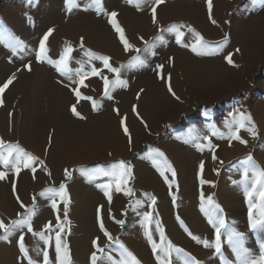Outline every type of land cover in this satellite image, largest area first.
<instances>
[{"label": "rangeland", "instance_id": "374dc122", "mask_svg": "<svg viewBox=\"0 0 264 264\" xmlns=\"http://www.w3.org/2000/svg\"><path fill=\"white\" fill-rule=\"evenodd\" d=\"M63 1L64 12L61 14L64 16L70 14L73 8L71 11H68L67 0ZM1 2L2 0L0 4ZM118 2L126 6L125 19L123 20L119 17ZM108 3H111V5H108ZM10 4L15 5L13 0H11ZM22 5L24 8L27 7L25 1H23ZM101 7L102 12L91 7L90 0H76L74 10L78 8L81 10L79 12L80 14H92L94 17V20L91 22L93 27L97 26L99 15L106 14V18L109 22V15L112 12L117 13L115 18L116 22L123 29L125 39L133 48L143 50L147 45H151L159 37L162 38L165 43L153 49L156 53L163 48L168 50L171 46H175L178 51L190 55L194 60H212L210 64H203V67L207 68L206 70H197L199 77H203L205 78L204 81H207L206 85H208V87L215 83H222L232 78L233 75H238L240 78L242 77L246 85L239 86L234 93L227 94L225 98H220L219 101H209L211 103L201 102L198 104V102L192 100L189 96L185 86L187 84L185 80L191 83L189 75L192 74L193 70L186 67L183 71L178 69L175 58L174 60L172 59L173 62L175 61L173 63L167 59L160 62V57H156L158 61L154 65L148 63L147 67L137 71L121 70L120 78L125 80L127 84L129 82V77L132 75L141 77L152 75L161 82L165 79L164 84H166V92L170 101H172L177 108L184 106L185 111H187L176 121H167L166 123H162L161 121V130L159 133H156L154 137L160 134L166 138L163 141L162 139H155L154 142L146 143L143 150L138 151L137 154L139 155L137 160H142L149 149H154L163 153L164 159L171 165V170L175 172V181H172L170 172L165 171L162 177L160 175V170L154 167L151 162H148L151 164V168L153 167L152 169L155 168L154 172H156L163 188L162 194L158 195L154 191V193H151L152 191L141 189L139 194L143 195L140 199H135V196L132 194L126 196L123 191H120L118 192V198L113 197L111 203L107 202V207L103 206L101 210L94 207L93 213L96 220V229L100 231L99 234L89 233L82 236L78 235V237H72L71 234H67L68 236H64L67 233L66 230L62 234V237L65 238V242L68 245L71 264H92L91 257L94 254L99 257L96 264H125V262L126 264H131V261L125 256V250L135 257L138 264H157L160 253L158 252L154 255L153 244L157 245L158 248L161 246L167 248V245L171 244L174 248L182 250L181 253L173 252L166 258V260L171 261V264H236L239 263L240 258H238L237 253L234 251L233 243L229 240V234L231 232L238 233L242 238V242L246 237L249 238V241L255 248V260L258 261L262 251H264L260 248L261 243H264V229H253L251 227L249 220V202L246 197V192L250 189L251 181L254 178L252 173L255 169H252L250 165L241 163V161L251 156L258 169L264 171V136L256 121L258 112H264V65L261 66L260 63H256L255 65L248 53L249 51L251 53L254 42H259L260 40L264 41V34L261 35L262 31L264 32V6L253 3V0H211L210 13L208 0H165L163 4L156 8L155 24L153 23L150 3H146L140 11H137L135 7L125 3V0H110L107 2L102 0ZM210 15L211 19L209 18ZM130 17L136 20L138 17H141L144 20V24L141 25L143 29L141 32L135 33V36L131 34L129 30L128 25L130 23ZM212 21H215V23ZM181 24L185 25L186 28L190 27L193 29V31L199 34L209 45L214 46L218 42L226 40V47L223 53L217 56L195 55L190 50L192 43L195 41V37L192 33H188L186 28L180 31L185 33L183 42L188 46L181 47L178 45L175 42V35L170 33L168 29L170 26ZM109 25L116 41L120 43L117 51L109 52V54H102L96 50L93 51L94 54L98 56L109 57V63L113 68H121V65L128 64L137 53L132 51L126 53L117 32L110 23ZM149 25L151 27L147 30V26ZM152 28H155L156 31L152 35L148 34ZM48 30L53 33L51 35L53 36L55 28H48ZM48 30L46 34L49 32ZM1 31L2 33L4 32L0 29V32ZM247 39L251 41L254 40L250 49L243 46L244 41ZM61 46L64 48L71 46L74 52L80 47V45H76V43H68L66 46ZM31 48L33 47H29L28 49L32 53L34 50L36 53L39 50L37 53L39 56L40 48H38V46H36L35 49ZM256 48L262 49V46L257 45ZM237 50L239 51L237 52ZM36 53L35 58H38ZM228 54H232V63L235 64L236 67H232L226 63L225 57ZM10 59L5 58L8 64H13L14 61ZM214 59H218L219 64L213 62ZM21 62L23 63L22 65L20 64L22 66V71L31 72L33 70L30 60L26 62L21 60ZM37 64L48 66L46 62L38 60ZM254 65L255 68H253ZM157 66H162V72L159 74ZM92 67L97 70L103 69V71H101V77L107 76L110 81L116 79L112 73L104 69V65L100 61L94 60ZM250 71L254 72V77H249V74L244 73ZM182 74H185V76L182 77ZM160 76L163 78H159ZM60 77L63 76L60 75ZM88 79L90 82L89 86H87L89 93L97 100L102 98L101 101H108V103L112 105L114 103L113 99H115L114 91L111 93V95L114 94V96H112L113 98L104 99L103 80L96 76H92ZM86 81L87 79L84 80L85 85L87 84ZM141 82H143L142 78ZM195 84L198 86L197 89H202L206 86H201L202 81H197ZM169 86L175 98L173 94L169 93ZM52 87L57 89L54 85H52ZM181 87L182 92L179 94L178 92ZM77 88L78 84L76 83L75 87L73 86V88L67 89L70 97H73L76 101L77 98L74 92ZM127 88L129 87L127 86L123 88V90H127ZM118 89L122 88H117L115 92H118ZM217 91L218 89L214 91L216 95H218V93H216ZM79 92L81 96L88 97L85 92V87L79 88ZM126 92H128V90ZM226 92L227 91L223 92V94ZM94 97L92 101H97ZM196 100L198 99L196 98ZM83 102H86V108L81 110L80 104ZM102 105L103 104H99V108ZM75 109L78 115L81 111L83 114H86L87 111H93V106L88 100H80L77 105H75ZM70 113H72V111ZM71 115L73 116V114ZM81 115L82 114L79 116ZM137 115L140 119H137ZM241 115L250 116L253 123L256 124L255 138H252L248 131L240 130L238 132L239 139L245 141V143H240L239 140L236 139H230L232 130L237 127L235 121L238 120ZM136 119L139 122L143 120V125L147 124L142 111L137 112ZM145 127L148 129L147 125ZM185 129L194 131L193 133L200 131L202 132V136L198 140H188L184 136V134L187 133ZM149 130L151 131L152 129L149 128ZM151 133H153V130ZM165 143L181 145L186 147V149H193L192 152L195 151L198 146L201 148L204 147L202 150H197L199 151L198 154L200 157L198 165L196 167L191 166L189 171L190 177L188 183H190L188 186L189 190L192 192L191 200H189L188 195L182 194L183 184L185 183L180 182V173L173 165L172 161L167 159L169 155L163 146ZM213 155L216 157L215 162L213 161ZM121 161L130 165V161L127 159H122L120 162ZM201 164H203L202 171L200 168ZM245 171L249 173L247 181H245L243 176ZM22 173V170L19 176H15L12 173L14 180H18V177H20ZM131 177L127 179V183L131 181ZM165 178H167L168 183H165ZM201 181H204V183H201ZM170 184L171 187L169 186ZM191 184L192 186L190 188ZM18 187L19 185L16 186V190ZM123 189L126 190L130 188H128L126 184V188L123 187ZM201 194H203L204 203L201 201ZM223 194H232V197L238 198L236 204L237 208L235 209L236 211H241L238 220L233 221L230 217L226 205L222 202ZM166 196L169 198L170 206L168 210L166 209V211H163L161 205L163 197ZM173 197H175V202L173 201ZM209 197H211L212 202L222 210V218L225 223L219 241L221 249L219 254L215 251L217 225L214 222L210 223L209 217L202 211V208L208 207ZM67 199L70 203L68 194ZM153 199L155 200L154 204L152 203ZM253 200L255 202V206L253 207V220L258 222L261 218V213H264V205H261L256 200V197H253ZM55 202L62 203L59 198H57ZM188 202L190 205L192 203V206H189ZM137 204L139 205L138 207L136 206ZM25 206L30 208V205ZM22 210L17 218L26 216V213ZM100 213L103 215L101 216ZM220 215L221 213H218L217 217L219 218ZM51 216L52 220L44 224H35V219H33V222H31L34 223L32 229H39L38 227L41 225L44 229L47 226L53 227L57 223L55 222L57 216H59L60 221L65 220V216L61 212H51ZM146 216L150 218L147 221L145 220ZM99 217L101 219L105 217L103 219L104 221L100 220ZM164 217L165 219H163ZM169 218L180 232H175L172 228L170 229L167 223V220H170ZM100 221L103 223V231H101L100 228ZM0 222H3L6 227L8 226L7 222L2 220V218H0ZM129 227L134 228L137 233L124 234V230ZM157 227L162 231L163 239L157 231ZM57 231L58 230H56V232ZM56 232L53 234H44L46 238L51 237L48 246H45L38 238L31 237L30 234H27V229H24L21 233L24 236L25 247L29 249V259L33 261V264H42V253L44 251H48L49 253L50 264H55ZM105 232L112 238L111 244L109 243L108 237L104 235ZM148 233L151 234V241L148 239ZM21 234H15L9 237L6 242L0 241V244H2L0 247V264H28V260L20 253L18 247V238ZM0 235H2V233H0ZM128 236L133 237L134 249L129 245L130 239H128ZM197 241H199V243ZM205 243L210 245V247H205ZM97 248L103 249V251L98 252ZM183 253H187V256H184Z\"/></svg>", "mask_w": 264, "mask_h": 264}, {"label": "bare ground", "instance_id": "6f19581e", "mask_svg": "<svg viewBox=\"0 0 264 264\" xmlns=\"http://www.w3.org/2000/svg\"><path fill=\"white\" fill-rule=\"evenodd\" d=\"M23 1L27 3L25 8L22 5ZM107 1L110 0H105V2ZM10 3L11 0H2L0 4V29L4 31L3 33L0 32V86H3L9 79L15 78L3 95L0 96V100H2V106H0V141L6 145H18L25 152L36 157L38 161H42L43 166L40 163L32 164V167L36 169L35 173L29 168L23 169V173L18 177V180H14L12 173L9 172L7 180L0 181V218L5 220L7 224L10 221L23 219L25 216L17 218L22 210L17 203V197L24 205H30V208L33 207V198L35 197L37 214L33 217L35 219L34 223L44 224L51 221V212L64 214V204L56 202L58 208L53 210L51 207L52 201L45 200L38 194L46 189L58 190L59 186L64 184L70 199L67 209V224H63L64 220L61 221L62 226L67 231L64 236H68L67 234H71L72 237L89 233L99 234L100 231L96 229L93 210L94 207L101 210L103 206L107 207V202H109L101 186L111 184L112 187L109 189L111 199L113 197L118 198L117 182L110 176H100L98 179L88 182L87 175L96 174L94 171L96 169L110 171L111 165L120 162L122 159H127L130 161L132 177L131 181L126 184L135 199H140L143 195L139 194L141 189L152 191L151 193L156 192L158 195L162 194L163 188L156 172H154L155 168H151V164L148 163L149 160H137L139 156L137 154L138 151L143 150L146 143L154 142L155 139H162L163 141L166 138L160 134L154 137L156 133L160 132L162 123L176 121L187 111H185L184 106L177 108L170 101L166 92V84H164L165 79L161 82L152 75L147 77L132 75L129 77L127 84L129 87L127 88L128 92L123 88L118 89V92H113L115 99H113L114 103L112 105L108 101H101L102 98L97 100L89 93L87 86L90 82L87 79L86 94L91 99L94 97L98 102L101 101L99 104L103 105L100 108L98 107L97 111H87L86 114L81 111L79 115H84H81L84 119L72 116L70 109L78 102L70 97L67 89L75 87L76 83L70 82L65 77H60L56 68L51 66L52 64L47 63L48 66L38 65L35 50L33 54L28 48L33 47L35 49L36 46L40 48V42L46 35L48 28H55L54 35L51 36L52 33L45 44L47 59L53 62L59 60L65 49L61 45L66 46L68 43H76L80 47L75 52L72 51V60L68 67L72 73L79 70L82 65L84 71H89L87 65L90 63L92 67L94 60L88 61L84 54L85 50L92 53H94L93 50H96L102 54H109V52L117 51L120 44L112 34L106 14L99 15L98 24L93 27L91 23L94 20L93 15L90 13L80 14L81 10L78 8L74 10L75 7H73L70 14L63 16L61 14L64 12L63 0H13L15 5ZM108 5H111V3H108ZM118 9L120 19H125L126 6L118 2ZM129 22V30L134 36L135 33L141 32L143 29L141 25L144 24V20L141 17H138L137 20L130 17ZM150 27V25L147 26V30ZM155 31V28H152L148 34L152 35ZM263 34L262 31L261 35ZM253 41L247 39L244 41L243 46L250 49ZM81 42H83V48H81ZM257 45H261L262 49L256 48ZM154 53L153 56L148 58L147 64H156L158 61L156 57H160V62L164 59L173 62L175 58L178 69L183 71L186 67L193 70L192 74L189 75L191 83L185 80V83H187L185 86L189 96L198 104L219 101L220 98H225L227 94L234 93L239 86L246 85L242 77L233 75L232 78L222 83H215L208 87L206 85L207 81H204L205 78L199 77L197 70H206L207 68L203 67V64H210L212 60H194L190 55L178 51L175 46H171L168 50L163 48L158 50L157 53L154 50ZM248 53L255 65L256 63H260L261 66L264 65L263 40L254 42L251 53L250 51ZM5 58H11L14 63L8 64ZM21 60L25 62L30 60L33 70L31 72L22 71L21 65L23 63ZM213 62L219 64L218 59H214ZM255 65L253 68H255ZM244 73L249 74V77H254L253 71ZM181 76L184 77L185 74ZM141 78L143 82H141ZM197 81H202L201 86H206L197 89L198 86L195 84ZM52 85L57 89L53 88ZM215 89H218L216 92L218 95L215 94ZM225 91L227 92L223 94ZM138 92L140 93L139 99H137ZM181 92L182 87L178 93ZM114 94L111 96H114ZM134 106L136 108L135 113L133 112ZM85 108L86 102L81 103L80 109ZM138 111H142L144 114L148 129L145 127L146 125L141 124L136 119ZM117 112L119 115H117ZM122 118H126L124 126L128 129L131 144H129V138L124 135L121 126ZM161 121L162 123H160ZM256 121L264 136V112H258ZM149 128L153 130V133ZM186 131L187 133L184 136L188 140H198L202 136L200 131L193 133L194 131L185 129ZM163 146L169 155L167 159L172 161L180 173V182L185 183L183 184L182 194L188 195L189 200H191L192 192L188 186L190 183H188L189 171L191 166L196 167L199 163L198 147L192 152L193 149H186V147L174 143H165ZM201 149H204V147ZM78 169L93 171L81 175L80 172L76 171ZM0 170L3 169L0 168ZM65 170L71 173V179L65 178ZM13 183L16 186L19 185L15 196L12 190ZM120 186L126 188L123 183ZM191 186L192 184L190 188ZM237 201L238 198L232 197V194L222 195V202L226 205L233 221L238 220L241 215V211L235 210ZM188 205L192 206V203L190 205L188 202ZM169 206V198L167 196L163 197L161 209L166 211ZM103 219L100 218V220ZM34 223H31V226ZM167 223L170 229L180 232L171 219L167 220ZM38 228L32 229L33 232L53 234L57 230L55 225L51 227V231L46 232L42 225ZM23 231L24 229L16 231L14 235L21 234ZM124 231V234L127 235L137 233L132 227ZM27 234L33 237L32 233L28 232ZM128 239H130L129 245L134 249L133 237L128 236ZM1 246L2 244H0ZM243 247L246 250V255L240 258L239 263L236 264H243L246 259H256L255 248L249 238H245Z\"/></svg>", "mask_w": 264, "mask_h": 264}, {"label": "snow or ice", "instance_id": "6c2138e0", "mask_svg": "<svg viewBox=\"0 0 264 264\" xmlns=\"http://www.w3.org/2000/svg\"><path fill=\"white\" fill-rule=\"evenodd\" d=\"M165 0H125V3L135 7L137 11H140L143 6L146 3L151 4V14L153 16V23H156V8L159 7L161 4H163ZM253 3L259 4L261 6H264V0H253ZM102 0H90V6L96 8L97 10L102 12ZM68 11H71L73 7L76 6V0H67ZM208 7L209 12L211 13V0H208ZM116 16L117 13L112 12L109 15V23L112 25L113 29L117 32L121 44L124 46V51L127 53L129 51L135 52L138 55L134 56L126 65H121V68H113L109 63V57L106 56H98L90 51L85 50V56L88 58V61L92 60H98L104 65V69L107 70V72L112 73L116 79L115 80H109L107 76L101 77V70H97L94 67H91L90 63L87 65L89 67V71H84V66L82 65L79 70H77L75 73H72L71 69H69L68 64L71 62L72 57V48L71 46L65 47L63 52L60 55L59 60L53 62L51 60L47 59V49L45 47V44L48 40V37L52 34L51 31H49L46 35H44L42 41L40 42V53L38 56V60L41 62H46L49 64H52L53 67L56 68V70L59 72V74L66 79H68L72 83H77L78 88L75 90L74 94L77 98V101L80 100H89L92 103L93 111H97L99 107L98 101H92L91 97H84L80 95L79 88L86 87L84 84V80L91 78L92 76L99 77L103 80L104 84V99H111V93L115 91L117 88H126L127 82L123 79H121V70H127V71H137L139 69H142L144 67H147V60L151 56H153L155 53L153 51L154 48L163 45L165 41L162 38H157L155 42H153L151 45H147L143 50L133 48L125 39L124 37V31L119 26V24L116 22ZM211 19V15L209 16ZM215 23V21H212ZM186 26L181 25H173L170 26L168 31L175 35V42L180 45L181 47H187L183 40L185 33L183 31H180L181 29H185ZM163 31V30H162ZM186 31L188 33H192V35L195 37L194 43H192L190 50L197 56H217L223 53L224 48L226 47V40L218 42L216 45L212 46L209 45L207 42L203 40V38L195 33L193 29L190 27L186 28ZM81 48H83V42H81ZM239 50H237L238 52ZM232 54H228L225 57L226 63H228L232 67H236L235 64L232 63L231 59ZM30 70V69H29ZM158 74L162 72V66H157ZM9 79L7 82L3 84V86H0V96L3 95L4 91L9 87L10 84H12L13 80ZM76 78H79L78 80ZM159 78H163L160 76ZM168 91L170 94L172 93V89L169 86ZM175 98V96H174ZM137 99H139V94L137 96ZM0 106H2V100H0ZM73 116H76L79 119H84L82 116H79L76 112L75 106L71 109ZM133 112H136L135 106L133 107ZM117 115L119 113L117 112ZM126 118L121 119V126L124 131V135L129 138V144H131V137L129 135L127 127L124 126ZM137 119H140V117L137 115ZM142 124L144 123L143 120L140 121ZM237 127L232 130V135L230 139H236L239 140L240 143H245V141L239 139L238 132L240 130L248 131L252 138H255L256 134V128L255 124L253 123L250 116L247 115H241L238 120L235 121ZM198 150H202L198 146ZM144 159L149 160L154 167H156L158 170H160V175L163 177L165 174V171H168L171 173L172 181H175V172L171 170V165H169L164 159V154L161 152H158L154 149H149L148 153L145 155ZM216 157L213 155V161L215 162ZM30 162V163H29ZM40 163L41 166H43L42 161H38L36 157L32 156L30 153L25 152L22 148H20L18 145H11V144H4L2 141H0V168L3 170H0V181H6L8 178V173L12 172L15 176H19L20 171L29 168L32 170L33 173H35L36 169L32 167V164ZM241 163L250 165L252 169H255L253 171V180L251 181V187L246 192V197L249 202V220L251 227L253 229H264V213H261V218L257 221L253 220V207L255 206V202L253 200V197H256V200L261 204L264 205V171H261L258 169V167L255 165V162L252 160V157H247L244 161H241ZM110 171H102L100 169L94 170L96 174H88L87 175V181L92 182L96 179H98L100 176H110L113 178L114 181L117 182L116 191L120 192L123 191L124 195H131L132 192L130 189H123L121 188L120 184L123 183L126 185L127 179L131 177V166L125 164L123 161L118 162L116 164H113L110 166ZM201 171L203 170V164L200 166ZM80 172L81 175H86L87 173L92 172L93 170H87V169H78L76 170ZM47 174V173H46ZM248 171H245L243 173L245 181L248 179ZM65 178L71 179V173L68 170H65ZM165 183H168L167 178H165ZM201 183H204V181H201ZM171 187V184L169 185ZM102 190L104 191V195L108 198L109 203H111V195L109 189L112 187L111 184H104L101 186ZM13 195H16V186L15 183L12 185ZM41 198L45 200H51V207L53 210H56L58 208L57 203L55 202L57 198L64 204V215L65 220L63 221V224H67V208H68V199H67V193H66V186L64 184H61L59 186V189H46L45 191L38 194ZM173 201L175 202V197H173ZM201 201L204 203V197L203 194H201ZM17 203L19 204L20 208L24 210L26 213V216L21 220L16 221H10L8 226L6 227L3 222H0V241H7L9 237L13 236L16 231H19L21 229H27L29 233H32L34 238H38L39 241H41L45 246L49 245V241L51 237L46 238L44 235V232L35 233L32 230L31 222L33 217L37 214L36 208H35V197L33 198V207L29 208L26 207L23 203L20 202L19 197H17ZM152 203H155V200H152ZM139 206L138 204L136 205ZM99 211V210H98ZM202 211L206 213V215L209 217L210 223H215L216 226V245H215V251L219 254L220 249V238L222 235V229L225 227L224 220L222 218V210L212 202V198H208V207L202 208ZM221 213L220 217H217V214ZM19 215V214H18ZM149 217H145V220H149ZM122 223V222H120ZM101 231H103V224L100 225ZM55 228L58 230L55 235V264H71L70 260V254L68 251V245L65 242V238L62 237V234L65 232V228L62 226V222L59 220V216H57V223L55 225ZM51 227L47 226L45 228L46 231H51ZM157 231L160 233L161 238L163 239V233L157 227ZM106 237L109 239V243L111 244L112 238L109 236L107 232L104 233ZM148 239L151 241V234H147ZM229 240L233 243L234 251L237 253L238 258H242L246 255V250L243 247L242 238L240 235L236 232H231L229 234ZM199 243V241H197ZM95 246V244H94ZM18 247L20 253L24 256L25 259L28 260V264H33V261L29 259V249L25 247L24 244V236L21 234L18 238ZM122 247V246H121ZM153 253L154 255L158 252L160 253V256L158 257L157 264H171L170 260H166L168 256H170L171 253H181L182 250L178 248H174L171 244L167 245V248H164L163 246L157 247V245L153 244ZM205 247H210L207 243H205ZM260 248L264 250V243H261ZM98 252H102L103 249L97 248ZM184 256H187V253H183ZM125 256L129 261H131V264H138L135 257L132 256L131 253L127 252L125 250ZM99 259L95 254L91 257L92 264H96V261ZM191 259V258H189ZM42 264H50L49 260V253L48 251H44L42 253ZM126 264V262H125ZM243 264H264V251L261 253L260 259L257 260H251L246 259L243 261Z\"/></svg>", "mask_w": 264, "mask_h": 264}]
</instances>
